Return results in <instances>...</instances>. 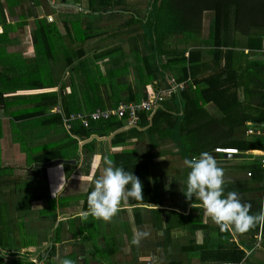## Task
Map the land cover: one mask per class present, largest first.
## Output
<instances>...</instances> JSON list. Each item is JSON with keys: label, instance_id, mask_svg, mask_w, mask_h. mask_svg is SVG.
<instances>
[{"label": "crops", "instance_id": "1", "mask_svg": "<svg viewBox=\"0 0 264 264\" xmlns=\"http://www.w3.org/2000/svg\"><path fill=\"white\" fill-rule=\"evenodd\" d=\"M136 4L0 0V264H60L65 258L74 264H264L263 225L221 232L200 201L184 194V160L209 152L224 170L225 195L236 191L251 205L250 214L264 209L255 159L264 149L257 146L264 143V39L261 49H248L174 36L175 53L200 54L191 58L192 75L184 77L177 58L152 81L132 52H146L136 38L142 28L122 21L138 18L130 10ZM111 13L126 16L109 19ZM204 15L202 38H208ZM120 50L126 58L113 61ZM177 85L186 87V106L178 96L183 88L171 91ZM154 92L162 100L150 116L144 113L145 125L112 118L117 128L80 139L65 122L139 103ZM157 109L165 116L153 119ZM216 149L241 154L224 157ZM96 153L143 185V200L122 201L110 221L81 215L91 188L80 189L79 176L93 175ZM98 220L103 223L95 225ZM136 233L140 240L133 244Z\"/></svg>", "mask_w": 264, "mask_h": 264}, {"label": "trees", "instance_id": "2", "mask_svg": "<svg viewBox=\"0 0 264 264\" xmlns=\"http://www.w3.org/2000/svg\"><path fill=\"white\" fill-rule=\"evenodd\" d=\"M89 1L92 2V0ZM99 1L102 7H106L105 3L112 1L115 5L119 6L123 0ZM151 1L150 10H144V18L142 15L141 18L134 17L123 20L127 27L138 26L142 28V26L145 25L147 28L148 33L142 30V34L136 36L137 39H141L146 52L140 54L136 49L132 52L139 54L142 69L144 74L146 73V76L149 77V80H155L157 76H160L161 72L166 71L165 69L167 67L170 66V68H172V64L175 63L177 58L180 60L178 61L179 63H184L187 70L184 77L189 74L192 75L191 66L195 65V62H191V58L194 56L198 57L200 54L198 51H192L189 52L188 57L185 58L184 52L182 51L176 52L178 53L177 57V54L173 50L175 49V45H170V41L174 36H181V41L191 42L193 44L203 45L204 42L212 40V45L216 43L219 45L218 47L225 46L233 48L236 46V39L230 38L228 35L231 33H238L240 36L245 37L248 43V45H246L248 49H251V47L261 49L264 39V0H160L159 3V0ZM207 12L211 14L209 22L210 36L208 38H202V18L204 13ZM110 15L115 16V14L112 13ZM117 53L118 54L115 55H117L118 58H116V60L113 58V61L120 62L126 58V55L122 53L121 50ZM219 56L218 54V57ZM163 58H167L165 64L161 63V59ZM178 96H180L182 104L186 106L184 102V98L187 96L185 86ZM152 112L153 111H144L140 113V123L138 122V125H145L144 120H146V117L144 113L150 116ZM158 115L165 116V114L161 112V109H157L152 118L154 119ZM185 118H189L187 110ZM114 122L116 121H113V119L90 122L88 128H83L81 125V128L75 127L77 122H70V125H74L75 129L73 128L72 132L76 137L87 139L90 135L99 133L97 131L100 129H105L104 133L107 134L114 129V126L117 128L120 125L119 123L114 124ZM263 133L264 131L262 132V136H264ZM257 146H259V150H261L264 148V143ZM255 159L258 160V164L260 165L259 175L263 182V157L256 156Z\"/></svg>", "mask_w": 264, "mask_h": 264}, {"label": "clouds", "instance_id": "3", "mask_svg": "<svg viewBox=\"0 0 264 264\" xmlns=\"http://www.w3.org/2000/svg\"><path fill=\"white\" fill-rule=\"evenodd\" d=\"M101 165L100 175L96 176L94 173ZM184 165L189 169L184 192L186 198L190 200L195 196L205 215L221 232L246 233L258 224L264 225V209L258 214H250L251 205L242 203L236 191H229L225 195L224 170L218 166L212 154L202 152L198 157L185 159ZM90 168L93 175L79 176L80 189L82 186L91 188L87 194L88 211L81 213L85 219L91 215L110 221L119 211L122 201L129 198L143 200V185L139 178L116 166L111 158L96 153ZM140 236V233H136L132 243L138 244ZM60 264H74V261L65 258Z\"/></svg>", "mask_w": 264, "mask_h": 264}, {"label": "built area", "instance_id": "4", "mask_svg": "<svg viewBox=\"0 0 264 264\" xmlns=\"http://www.w3.org/2000/svg\"><path fill=\"white\" fill-rule=\"evenodd\" d=\"M159 100L156 96H150L146 101L137 104H125L120 103L115 109L109 111H96L88 115H75L66 119L65 122L72 123L77 122L83 128H88L90 122H97L102 120H108L111 117L122 118L124 116H129L130 120L134 122L137 119V112L141 110L149 111L152 106L156 104V101ZM218 153L226 154H237L238 152L235 149H216ZM263 155L262 164L264 166V150L261 152ZM261 206L264 207V182L263 189L261 192ZM219 264V263H217ZM223 264H236V263H223Z\"/></svg>", "mask_w": 264, "mask_h": 264}, {"label": "rangeland", "instance_id": "5", "mask_svg": "<svg viewBox=\"0 0 264 264\" xmlns=\"http://www.w3.org/2000/svg\"><path fill=\"white\" fill-rule=\"evenodd\" d=\"M136 1H139V4H136L137 5V7H139L141 4H143L144 2H146V0H136ZM149 2V4L147 5V7H145V8H136L135 7V5H133V6H130L131 8H130V10L132 11V16H137V17H139V18H141L142 17V15H143V18H144V16H145V14H144V10H150V5H151V1H148ZM148 2H146V4L148 3ZM160 2V0L158 1V3ZM114 16V15H113ZM112 15H109V16H107L109 19H117V18H120L121 16H123V17H125L126 16V14H123V13H120V14H117V15H115L114 17H113ZM210 16H211V14L209 13V12H207L205 15H204V18L206 19V20H210L209 18H210ZM131 18V17H130ZM129 18V19H130ZM124 20V19H123ZM122 20V21H123ZM203 27V26H202ZM142 30H145L146 31V33H148V31H147V28H146V26L145 25H143L142 26ZM141 30V31H142ZM237 36H239L238 37V41L236 40V43L235 44H238V43H240V44H246V45H248V43L246 42V41H244L243 39H242V37L240 36V35H237ZM99 44H101V43H99ZM239 44V45H240ZM97 74H100L98 71H97ZM155 93V92H154ZM155 94H158V93H155ZM148 96H146V98H147ZM145 98V99H146ZM144 99V100H145ZM144 100H142V101H144ZM141 101V102H142ZM141 102H139V103H141ZM124 103V102H123ZM126 103V102H125ZM137 104V103H136ZM119 105V104H118ZM117 105V106H118ZM116 106V107H117ZM116 107H114V108H112V109H109V110H113V109H115ZM109 110H96V111H109ZM154 110V109H153ZM96 111H94V112H96ZM144 111H146V110H142V111H139L138 113H137V122L136 123H138L139 122V114L140 113H142V112H144ZM149 111H151V109L149 110ZM93 113V112H92ZM112 118H116V117H111L110 119H112ZM116 119H119V120H121V119H125V120H130V118H129V116H124V117H122V118H116ZM109 120V119H108ZM101 223H103V222H101V220H98V221H94V224L95 225H97V224H101ZM107 230H108V228L106 229V231H103V232H107Z\"/></svg>", "mask_w": 264, "mask_h": 264}, {"label": "bare ground", "instance_id": "6", "mask_svg": "<svg viewBox=\"0 0 264 264\" xmlns=\"http://www.w3.org/2000/svg\"><path fill=\"white\" fill-rule=\"evenodd\" d=\"M183 88V85H177V86H172V88H171V91H174L175 89H182ZM150 96H156V97H158V99L159 100H157L156 101V104L154 105V106H152V108H151V111L155 108V106H157V104L162 100V98H161V96H160V94H155V93H151L150 95H148V97H150ZM148 97L144 100V101H146L147 99H148ZM143 102V101H142ZM125 103V102H124ZM125 104H130V103H125ZM132 104H136V103H132ZM142 111V110H141ZM139 112V111H138ZM137 112V113H138ZM137 117V116H136ZM136 122H137V119L134 121V122H132L131 120H128V124L129 125H135L136 124ZM250 132H252V131H250ZM264 134V133H263ZM238 153L237 154H226V153H223V154H221V153H218V152H216V150H215V154H219V155H222V156H224V157H229V156H238V155H240L241 153L237 150V149H235ZM260 156H262L263 157V155L260 153Z\"/></svg>", "mask_w": 264, "mask_h": 264}, {"label": "water", "instance_id": "7", "mask_svg": "<svg viewBox=\"0 0 264 264\" xmlns=\"http://www.w3.org/2000/svg\"><path fill=\"white\" fill-rule=\"evenodd\" d=\"M58 162H61V161H58Z\"/></svg>", "mask_w": 264, "mask_h": 264}]
</instances>
